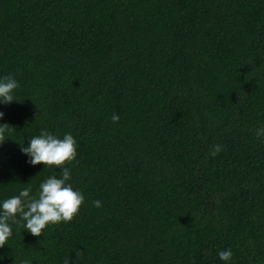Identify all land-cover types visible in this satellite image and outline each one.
<instances>
[{
  "label": "trees",
  "instance_id": "1",
  "mask_svg": "<svg viewBox=\"0 0 264 264\" xmlns=\"http://www.w3.org/2000/svg\"><path fill=\"white\" fill-rule=\"evenodd\" d=\"M7 73L0 199L59 176L19 150L47 129L84 200L0 264H264V0H0Z\"/></svg>",
  "mask_w": 264,
  "mask_h": 264
},
{
  "label": "clouds",
  "instance_id": "2",
  "mask_svg": "<svg viewBox=\"0 0 264 264\" xmlns=\"http://www.w3.org/2000/svg\"><path fill=\"white\" fill-rule=\"evenodd\" d=\"M19 87L16 77L11 74H0V105L14 101V94ZM4 112L0 110V118ZM110 119H119L113 113ZM12 131L6 122H0V142H3ZM257 137H264V125H258L255 131ZM76 141L70 132L57 135L47 129H40L38 135L29 137L27 144L20 145V152L25 155V162L30 165L42 163L46 166H57L59 176L48 175L37 185L35 191L32 185L20 188L15 195L0 199V246L5 244L13 231V224L18 225L33 236H39L48 224L69 221L78 212L84 200V195L70 183L71 168L65 162H71L76 157ZM220 145H213L210 155H216ZM91 203L101 206L99 199ZM217 257L222 261H230L232 250L223 248L217 251ZM2 259V257H0ZM31 260L20 258L17 264H31ZM62 264H70L68 256L62 259Z\"/></svg>",
  "mask_w": 264,
  "mask_h": 264
}]
</instances>
